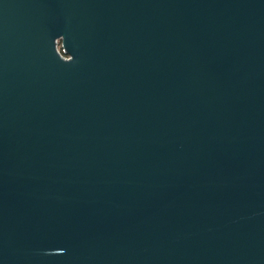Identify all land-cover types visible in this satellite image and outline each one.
Segmentation results:
<instances>
[{
    "label": "water",
    "instance_id": "95a60500",
    "mask_svg": "<svg viewBox=\"0 0 264 264\" xmlns=\"http://www.w3.org/2000/svg\"><path fill=\"white\" fill-rule=\"evenodd\" d=\"M0 264H264V0H0Z\"/></svg>",
    "mask_w": 264,
    "mask_h": 264
},
{
    "label": "built area",
    "instance_id": "2783aa9c",
    "mask_svg": "<svg viewBox=\"0 0 264 264\" xmlns=\"http://www.w3.org/2000/svg\"><path fill=\"white\" fill-rule=\"evenodd\" d=\"M60 50H61V52H62V47L60 48ZM62 54H63V52H62ZM66 58H68V56H65Z\"/></svg>",
    "mask_w": 264,
    "mask_h": 264
},
{
    "label": "rangeland",
    "instance_id": "374dc122",
    "mask_svg": "<svg viewBox=\"0 0 264 264\" xmlns=\"http://www.w3.org/2000/svg\"><path fill=\"white\" fill-rule=\"evenodd\" d=\"M60 44L58 45L59 46V48H61V42H59Z\"/></svg>",
    "mask_w": 264,
    "mask_h": 264
},
{
    "label": "trees",
    "instance_id": "16d2710c",
    "mask_svg": "<svg viewBox=\"0 0 264 264\" xmlns=\"http://www.w3.org/2000/svg\"><path fill=\"white\" fill-rule=\"evenodd\" d=\"M60 44V43H59Z\"/></svg>",
    "mask_w": 264,
    "mask_h": 264
}]
</instances>
